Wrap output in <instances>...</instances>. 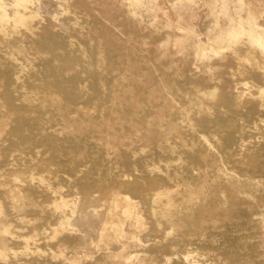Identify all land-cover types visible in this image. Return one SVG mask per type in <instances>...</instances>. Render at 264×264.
<instances>
[{"label":"bare ground","instance_id":"6f19581e","mask_svg":"<svg viewBox=\"0 0 264 264\" xmlns=\"http://www.w3.org/2000/svg\"><path fill=\"white\" fill-rule=\"evenodd\" d=\"M36 1L0 0V33H4L2 29L10 20L15 26L27 24L34 14L39 16L32 8ZM125 2L129 3V10L134 13L147 4H152L150 9L156 7L153 0ZM199 2L204 3L208 9L206 16L211 18V25L205 29L203 36L197 32L195 23L178 22L184 19V14L180 12L176 23L182 37L176 39L175 44L183 50L186 42L191 40L193 58L169 62L173 70L174 67L177 69L173 75H167L160 65L158 76L149 73L142 85L130 75L131 79L125 82V64L110 67L107 62H87L83 59L85 53L84 56L82 52L77 55L72 53L75 44L68 39L60 35L43 39L40 33L46 34V31L40 32L41 28L36 23L30 28L28 23L26 42H23L24 38L13 43L5 39L9 43L4 45L7 50L0 46L5 48L0 49V258L14 250L11 244L30 242L38 229L54 231L52 239L57 230L63 232L70 229L72 218L66 214L65 208L70 209L74 216L79 202H75L78 195L71 200L70 197L65 198L64 187H68L71 194L77 192L83 197L86 210H81L80 215L87 214L88 209L91 211L89 214L95 216L92 219L97 217V241L104 246V257L113 260V264L145 262L143 258L146 256L140 259L139 255L126 253V250L143 243L140 232L147 226L143 203L137 198L147 192L150 194L148 202L152 205V215L158 211L162 213L161 218L165 216L174 224L172 226L186 225V237L190 233L197 235L196 238L192 235L193 239L189 237V241H180L188 245L187 248L190 243L194 247H204L206 232L228 224L227 232H222V235L228 233L233 238L228 246L225 245L224 254L232 255L235 254V244L237 247L239 240L250 237L256 225L260 224L264 230V224L258 217L264 215V136H261L264 130V86L261 85L264 84V0H174L173 3L176 11H189L187 19L192 20L197 14L191 10ZM9 8L12 13L8 12ZM54 16L52 19L59 17ZM57 18L53 20L55 23H58ZM168 23L171 25L170 21ZM14 26L11 27L13 33ZM85 37L89 38L88 35ZM25 44L37 52L48 54L50 49L59 47L56 54L58 63L51 64L49 56L44 58L43 55L44 59L38 63H31L35 62L33 56L28 62L31 65L26 63L24 66L18 62L16 54L23 53L22 46ZM109 44L101 46V54ZM163 44H159L160 48ZM33 50L29 52H35ZM242 50L250 55L256 54L257 69L238 68L239 73L248 72L253 79L252 84L212 74L214 68L223 65L226 52L238 58L234 54ZM9 56H15V59L10 60ZM163 58L158 57L161 61ZM152 59L155 63L158 61L154 52ZM127 63L131 69L137 68L138 63ZM5 64L7 67L4 68ZM77 66L79 70H73ZM178 76L182 78L181 83L177 80ZM250 86L257 91L252 92ZM145 102L148 105L146 111L138 114V108ZM213 113L227 116L230 124L224 126L222 119L212 121L209 116ZM211 129L215 135L217 131L222 132L221 136L217 133L219 141L209 140ZM140 130L146 131L148 136L139 138ZM143 141L149 151L145 157L140 155L133 161L129 148L135 142ZM160 157L165 160L164 171L149 168ZM154 166L158 169L156 164ZM123 169L144 171L145 175L139 177L133 173H122ZM120 177L127 181L122 182ZM105 181L109 182L108 188L102 186ZM172 181L183 184L185 191L170 195V187L174 185ZM205 183L208 185H203ZM122 188L131 193L123 192ZM99 193L107 195L104 201L109 199L102 216L92 204ZM36 197L51 198L53 205L51 211L35 216L34 224L31 223L32 218L27 220L26 217L27 212L37 206ZM154 207L159 209L156 211ZM11 217L23 224V228L30 229L32 235H20V226L13 227ZM43 217L44 223L41 222ZM52 218H55L56 226L50 222ZM100 243L96 244L99 246ZM250 246L254 247V244ZM246 248L248 244L239 245L238 249L243 252L235 259H249L255 253ZM13 252L10 255L14 256ZM189 255L181 254L184 256L183 264H192ZM195 256L198 257V254ZM156 259L155 264L158 257ZM250 264L264 262L256 260Z\"/></svg>","mask_w":264,"mask_h":264},{"label":"rangeland","instance_id":"374dc122","mask_svg":"<svg viewBox=\"0 0 264 264\" xmlns=\"http://www.w3.org/2000/svg\"><path fill=\"white\" fill-rule=\"evenodd\" d=\"M77 1H79V3L81 5H77V4H79V3H77ZM153 1H154L153 6L157 7V8L154 7L155 8L154 10L150 9V6L152 4L150 6L148 4L147 5L145 4L146 6H149V7L144 6L145 9H144V7L143 8L140 7L139 9L136 10V13H134V11L129 10V3L125 2V0L124 1H121V0H81V1L80 0H66V1L65 0H63V1H61V0H47V1L46 0H39V2L37 0L36 2L33 3L32 8H34V11H37V14L39 16H35V14H34V16L32 17V18L35 17L34 19H32V18L29 19L27 21V24H15L16 27L12 23V22H14L13 20L6 22V24L8 23L7 26L4 25V27H3L6 29V33H5V29L4 30L2 29V33L4 32L5 34L0 33V36L2 35V37H0V46L3 45L2 47H5L7 40L9 41V43L10 42L13 43L15 41L19 42L24 38L25 40L23 42H26L28 40L26 38V35H25L26 34L25 32L28 28L27 25L29 22L31 23L34 21V23H31V25L29 23V28L31 26L34 27V24L36 23L35 25L39 26L41 28L40 32L46 31V34L40 33L43 39L45 37L51 38L54 35H60V37H62L64 39H68L71 43L75 44V46H73V48L71 49L72 53H75V55H77L79 52H82L83 53L82 56H84V53H85V57H83V59H85V61L87 59V62H91V61H100V63L107 62L106 65H110V67H116V66L119 67L122 64H125V67L123 68L124 75L127 73L125 75V77H126L125 82L129 81L131 79L130 76H132V79H134V80L136 79L135 81L137 82V84L142 85L145 78L149 75V73H151L154 77L158 76V74L160 73V69H159L160 65L163 66V69L165 70V73L167 75H171V74L173 75V73L176 72L177 69H176V67H174V70H173V68L171 67L169 62H171L172 60L174 62H177L181 58L182 59L193 58V54H192L193 51L191 50V47H190V45L192 43L191 40H188L186 42L185 49H183V50H179L175 44L176 39H179L182 37L181 31L176 26L177 20H179L177 18L178 12L184 14V19L181 21L179 20L178 22L183 21V23H192V22L195 23L194 27L196 26L195 28H196L197 32L200 34V36H203V33L205 34V32H206L205 29L211 25V18L209 16H206V14L208 15V9H206L204 3H202V2H199L198 4H196L194 9L191 10L193 13H196L197 15L192 20L190 19L191 20L190 21L189 19H187L188 15H189V11H187V12L186 11H184V12L183 11H176L175 4L173 3L174 0H153ZM49 2H51V3H49ZM173 4H174V6H173ZM146 9L148 10V12ZM64 10H65V12H64ZM81 10H82V12H81ZM206 11H207V13H206ZM8 12L12 13V9L9 8ZM176 12H177V14H176ZM186 13L188 15H186ZM52 14L55 16L56 15L59 16L58 18L56 17L58 20V21L56 20V22H58V23H55L53 21L56 18L52 19L53 18ZM112 18H114V19H112ZM41 20L43 21V22H41L42 27L40 26ZM169 21H170L171 25H169V23H168ZM53 23H55V24L53 27L51 25V27H52L51 28L50 24H53ZM43 24H44V26H43ZM57 24H59V25H57ZM64 24L67 26H65ZM12 26H14L16 28L15 33H17V34L12 32L14 30V29H11ZM23 26H26V27H23ZM63 26H65V27H63ZM19 27L21 29H23L24 32H22L23 30H21ZM66 27H68L69 29L71 28L70 29L71 31ZM18 28H19V32H18ZM64 28H65V30H64ZM75 30L77 32H75ZM66 31H68V32H66ZM78 31H79V33H78ZM9 33H13V34H9ZM62 33L65 34V37H64V34L62 36ZM85 34H86V37L88 35L89 38L93 37V34H94V37H93V39L92 38L89 39V38L85 37ZM3 35H5V36L3 37ZM50 35H51V37H50ZM84 37L86 39H84ZM1 38H3V41ZM5 39H7V40H5ZM82 39H84V40H82ZM74 40L76 41V43ZM77 42H78V45H77ZM85 42H87V43H85ZM9 43L7 42V44H9ZM107 43H110V44L106 46V48L104 49V52H102V54H101V50H103L101 48V46L103 44L105 46ZM157 43H158V45H157ZM162 43H164L163 47L160 48L161 46L159 44H162ZM2 47H0V49ZM156 47H157V49H156ZM4 49H1V50H4ZM28 49H30V50H28ZM55 49H56V47L54 49H50L49 54L47 52L41 51L43 53L42 54V53H40V51L37 52V50H35V49L33 50L32 46H30L29 44H25L22 46L23 53L22 54H16V55H17L18 62L23 63L24 66L26 65V63H28V62L30 63L32 61L33 56H34L35 62L32 61L31 62L32 64H36L40 60L47 58L48 56L51 59L50 60L51 64H54V63L57 64L58 60H56V54L60 50V48L58 47L56 50ZM84 49H86V51ZM5 50H7V48ZM26 50H28V52L32 51V50L35 52H33V53L29 52L28 53ZM153 52L156 53L158 61H161V59L160 60L158 59L159 55L164 56L161 63L158 61H156V63H155V61L152 59ZM38 53H40L41 56H39ZM226 53L227 54L225 55V58L223 59V65L219 66L217 68H214V70L212 71V74H215V75L221 74L224 78L225 77L232 78L233 80L237 79L239 82L248 81V83L252 84L253 79L250 77L248 72L239 73L238 68L240 67L242 69H250V70L257 69L258 66L256 65V63H257L256 54L250 55V54L246 53V51L242 50L240 53L234 54L238 57V58H235L232 56L233 53H229V52H226ZM35 54L38 57L35 56ZM43 55H45V57ZM42 57H44V58H42ZM9 58H11L10 60H14L15 56H13V57L9 56ZM169 58H171V59H169ZM132 61L136 62L135 64L138 63L136 69H134V68L131 69L128 66L127 62H132ZM29 63L27 65H31ZM147 65H148V67H147ZM3 67L4 68L7 67L6 64L3 65ZM156 69H157V71H156ZM73 70L78 71L79 67L78 66L73 67ZM127 76H129V77L127 78ZM177 80L179 83L182 82V78L180 76H178ZM261 85L264 86V84H261ZM249 89L252 92L257 91V89L255 87H252V86H250ZM147 107H148L147 102H145V104H142V106L140 108H138L139 109L138 114L144 113V111H146ZM209 118H211V120L214 122L217 119H222L221 122L224 126H228L230 124V122L226 120L227 116L218 115V113L211 114V116H209ZM217 133H219V136H221V134H222L221 131L220 132L217 131L216 135H215V133H213V131L211 129L209 136H208L209 140L212 142L219 141V139L217 137ZM138 136H139V138H145L148 136V134L146 131L140 130L138 132ZM261 136L262 137L264 136V130L262 131ZM188 139H190V138H188ZM183 140H185V138H183ZM137 143L135 142L134 145L133 146L131 145V148H129L131 151L130 154H131V158H133L132 159L133 161H134V159L140 158V155H141V158L145 157L146 153L149 151V147L147 146V144L144 141L143 142H137ZM141 148L144 149V151ZM146 148H147V150H145ZM142 154H144V155H142ZM187 156H190V155H187ZM164 161L165 160L162 157L156 158V161L151 166H149V168L152 167L154 171H159V169H160L159 172H161V171L163 172L164 171V169H163ZM155 164L158 167V169L154 168ZM121 172L122 173L128 172L131 174L133 173L134 175L139 176V177H144V175H145L144 171H140V170L128 171V170L123 169V170H121ZM206 173L207 172H205L204 175H206ZM119 179L122 182L127 181V180L122 179L121 177ZM105 182H103L102 186H103V188H108L109 182H106V184H105ZM172 182L174 185L172 187H170L171 188L170 193H169L170 195H175V194H177V192L185 191V188H183V184L178 185L176 181H172ZM21 184L24 185V183H21ZM26 184H27V182L25 183V185ZM203 185L207 186L208 183H205ZM3 186H5V185H3ZM6 186H8V184ZM4 188H6V187H4ZM66 189H67V191H66ZM63 190H65V192H66L65 194H67V195H65V198L70 197L69 198L70 200L72 198L74 199L75 196L78 195L77 198L75 199L76 204H77V202H79V204L76 205V207H78V208H76L77 212L75 213V215L72 216L73 214L70 213V209L65 208L66 214L71 215V218H72L71 219L72 226H70V229L63 230V232L57 230L55 237L52 236L53 239L55 238L53 240L51 238V234L54 235V231H52L51 229H47V230L45 229L46 231H43V229H38V231H36V236H35V235H32L33 232L30 229L23 228L22 227L23 224L19 223L18 221H17L18 222L17 223L15 221L16 219H13L11 217V220L13 223L12 226L15 228L17 226H20L19 227L20 230L18 231V233L20 235H25V236L26 235H30V236L32 235L33 238H31L29 240L30 242H27L28 244L26 242L24 243L22 241H19V239H18L19 242L11 244V247L14 249L13 251H16V250L17 251L16 252H13V251L8 252L6 257H4L3 259L0 258V264H71L70 261H72V262L74 261L72 264H76L75 263L76 260H79V259H80L79 260L80 263L77 261V264L78 263L79 264H113V262H114L113 260L106 259L104 257L105 252H106L104 249V246L102 243L97 241V239H98V227H96L97 217L92 219V217L94 215L91 216L90 215L91 211H88V209H87V212H86L87 214H84V216H85V219H84L83 214L82 215L79 214V212L81 210H84V209L86 210V204L84 202L83 197L80 194H77V192L76 193L73 192V193H75V195L71 194L72 192H69L70 189L68 187H64ZM122 191L127 192V193L128 192L131 193L130 190H128L126 188H122ZM79 196H81V197L79 198ZM149 196H150V194H149V192H147V193H145L142 196H139L137 198L138 200H141V202L143 203V209L145 211L144 212V214H145L144 221H145L146 226H147L143 232L142 231L140 232L141 238L143 239V243H142L143 246L142 245L141 246L136 245V246H132L126 250V253L131 252V253L139 255L140 259H142L141 257L146 256L143 258V262L145 260L144 264H155V262L157 261V259H156L157 257H158L157 264H162V263L163 264H167V263L168 264H183L182 259L184 256H181V254L184 255L185 253L190 254L189 256H190V259L192 260V264H193V262H195L194 260L197 261V262H195L196 264H204V263L205 264L206 263L207 264H250V262H253L256 260L264 262V230L260 228V224H258L260 229L257 228L258 225H256L252 229V235L250 237H247L246 239H243V240H239L240 241L239 245H242L243 243L248 244V248L251 249L252 252L255 251L254 254L250 255L249 259H247L245 257H240L238 259H235L236 256L239 255L240 252H243V250L238 249L239 245L236 247L235 243H234L235 244V248H234L235 254H232V255L224 254V250L227 248L226 246H228L229 242L233 238L228 233H226L224 236L222 235V232H227L228 227H229L228 224L221 225L218 229H216L214 231L206 232L205 233V235H206L205 236L206 237L205 243L207 245L206 244L202 245L204 247H201V246L196 247V245L194 247V244L190 243L189 247L187 248L188 245H184V243L181 244V242L182 241L186 242L187 240L189 241L190 240L189 237L192 238L193 236H195V238H196L197 235H193L190 233V235L188 234L189 237H186L187 233H188V232H186V225L183 224V225H185L183 227L172 226L173 223L171 221H167L168 219L167 218L165 219V216H163V218H161L162 213L160 214V212L157 211V209H159L158 207H154L155 210L157 211V213L152 215L153 214L151 212L152 211L151 210L152 205L148 202ZM106 197H107V195H106ZM106 197L103 194L99 193V194H97V197H95V199L92 201V204L94 205L95 209L98 211V214L100 216H102V214L104 213L105 208H106V204L109 201V199H106L105 201L103 200ZM78 198L80 199V201ZM36 199L38 200V201L36 200L37 206L34 207V209L32 211L27 212L28 218L26 217L27 220L32 218L30 220H31V223H34V224H36V222L33 220L35 218V216L44 215L49 210L51 211V208L53 205V204H51L52 201H50L51 198L36 197ZM48 205H50L49 209L47 208V207H49ZM41 209H44L45 211H41ZM41 212H43V213H41ZM77 214H79V215H77ZM258 217L261 221V224H264V215L258 216ZM43 219H45V217H43L41 219L42 223H44ZM14 222H15V224H14ZM50 222L54 226H56L55 225L56 224L55 218H52L50 220ZM168 222L169 223L171 222V223L169 224ZM171 226H172V228H171ZM180 228H183V229L181 230ZM177 229H178V231H177ZM51 231H52V233H51ZM168 231H169V233L171 231L172 232L169 234ZM59 233H61V234L59 235ZM181 233L183 236L181 235ZM34 234H35V232H34ZM165 234L167 236H165ZM43 235H45V236H43ZM49 236H50V239H48ZM70 238H72V240ZM31 240L33 243L31 242ZM72 242L73 243L75 242V243L73 244ZM95 242L98 244L100 243V245L101 244L102 245L98 246V244H96ZM211 243H213V245ZM252 244H254V247L250 246ZM169 245L172 247H169ZM95 246H96V248H95ZM173 246H174V248H173ZM211 246H214L215 248L211 247ZM176 247H178V248H176ZM55 248H57V249H55ZM58 248H60V249H58ZM248 248H246L245 250L248 251ZM36 249H37V251H36ZM196 249L200 250V251H197ZM186 250L188 252H185ZM219 250L222 252H220ZM60 251L62 252L63 255L60 254L61 253ZM12 252L14 253V256L10 255ZM21 252H23V253L21 254ZM41 253H43V254H41ZM158 253L160 256L158 255ZM56 254L58 256H55ZM147 254H149V255H147ZM172 254H174V255H172ZM191 254H194V255H192L193 257L191 256ZM196 254H198V257L195 256ZM150 255H152V256L155 255V256L150 257ZM170 255L172 256V258L175 256L177 258L175 257L172 259ZM73 256H74V258H73ZM161 256L164 258H162ZM57 257H58V259H56ZM201 257H204L205 259L204 258L202 259ZM148 258H149V260H148ZM170 258H171V260H170ZM66 259H68V260L66 261ZM155 259H156V261H155ZM166 259H168V261ZM147 260L149 261L148 263H147ZM151 260H152V262L150 263ZM163 260H164V262H163Z\"/></svg>","mask_w":264,"mask_h":264}]
</instances>
